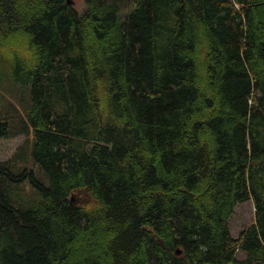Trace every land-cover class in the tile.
<instances>
[{
	"label": "trees",
	"instance_id": "1",
	"mask_svg": "<svg viewBox=\"0 0 264 264\" xmlns=\"http://www.w3.org/2000/svg\"><path fill=\"white\" fill-rule=\"evenodd\" d=\"M69 1L0 0V264H264V0Z\"/></svg>",
	"mask_w": 264,
	"mask_h": 264
},
{
	"label": "rangeland",
	"instance_id": "2",
	"mask_svg": "<svg viewBox=\"0 0 264 264\" xmlns=\"http://www.w3.org/2000/svg\"><path fill=\"white\" fill-rule=\"evenodd\" d=\"M74 4L75 9L79 13H83L86 8V0H71ZM19 87L15 86L12 82L8 80H0V116L1 115H10V108L6 109L2 106L5 104V100H8L14 103L12 97L14 96V88ZM4 102V103H2ZM20 108V106L18 105ZM20 110V109H19ZM26 137L20 135L13 138H0V162H5L13 158L17 153V150L20 146L24 144ZM255 220V207L252 201H248L236 207L233 215L229 220V226L231 233L235 239H238L242 231L249 225H252ZM246 255L239 251L237 253L238 260H244Z\"/></svg>",
	"mask_w": 264,
	"mask_h": 264
},
{
	"label": "water",
	"instance_id": "3",
	"mask_svg": "<svg viewBox=\"0 0 264 264\" xmlns=\"http://www.w3.org/2000/svg\"><path fill=\"white\" fill-rule=\"evenodd\" d=\"M70 2V1H69ZM71 3V2H70ZM180 253V251H178V254Z\"/></svg>",
	"mask_w": 264,
	"mask_h": 264
}]
</instances>
